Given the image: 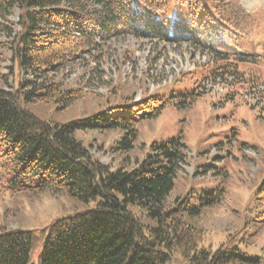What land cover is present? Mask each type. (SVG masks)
<instances>
[{"label": "trees", "instance_id": "16d2710c", "mask_svg": "<svg viewBox=\"0 0 264 264\" xmlns=\"http://www.w3.org/2000/svg\"><path fill=\"white\" fill-rule=\"evenodd\" d=\"M16 10L18 21L12 19ZM258 23L240 0H0V194L50 191L94 202L40 228L45 243L39 264H169L176 254L184 264H264V247L251 251L264 231V178L256 209L244 216L249 253L240 245L248 239L238 234L241 214L232 205L229 184L204 190L192 202L175 192L188 162L183 136L149 145L141 140L138 122L158 116L168 97L150 93L138 102L117 100L67 122L43 119L28 107L51 100L61 108L78 105L85 74L69 79L65 67L129 34L167 42L193 39L207 50L211 59L200 74H182L197 85L177 105L185 107L203 93L205 79L229 77L244 87L241 93H258L263 102L261 73L240 67L256 63L244 42ZM7 60L11 65L5 66ZM10 79L13 85L6 88ZM232 91L224 98H234ZM91 132L115 133L113 148L119 151L132 150L136 142L147 149L112 168L90 152L82 136ZM210 166H202V174ZM217 219L226 237L214 249L203 243ZM35 231L0 224V264H30Z\"/></svg>", "mask_w": 264, "mask_h": 264}, {"label": "rangeland", "instance_id": "374dc122", "mask_svg": "<svg viewBox=\"0 0 264 264\" xmlns=\"http://www.w3.org/2000/svg\"><path fill=\"white\" fill-rule=\"evenodd\" d=\"M240 2L247 13H255L259 18L253 35L244 42V48L256 54V63L247 62L240 67L247 72L251 69L258 71L264 78V0ZM12 19L18 21V10ZM180 19L185 21L183 23L189 21L186 16H180ZM210 57L207 50L193 39L167 42L159 38L124 35L106 42L93 58L90 54L86 55L88 61L80 60L65 67L64 72L70 74L69 79L85 74L84 96L77 101L78 105L61 108L60 103L51 100L30 102L28 107L43 119L67 122L100 111L107 103L117 100L132 97L134 102H138L150 93L168 97L167 105L158 116L138 122L141 140L149 145L152 141L167 140L180 134L183 136L188 162L179 171L175 192L196 202L198 193L220 183H228L232 205L241 214L238 234L246 235L248 239L247 243L240 245L250 253V226H242L245 214L250 215L249 209H256V192L264 178V101L258 103V93H241L244 87L232 84V77H229L225 81L205 79L202 81L203 93L185 107L177 105L183 98L181 95L192 96V90L197 85L194 77L182 80V74L186 71L200 74L197 70L209 62ZM4 64L11 65V61L7 60ZM7 71L3 69L2 72ZM20 76L22 78L23 74L20 73ZM12 85L13 80L10 79L5 87ZM237 89L240 90L237 92ZM260 89L264 90V82ZM231 90L235 97L225 99ZM82 137L91 144L88 148L92 155L112 168L133 162L147 149L136 142L135 148L130 151L116 150L113 148L116 134L112 132H91ZM206 164L212 166L208 167L207 174H202V166ZM87 205L93 206L94 202L85 204L68 194L50 191L0 194V224L36 229L30 264H39L45 243V234L40 228ZM219 226L218 222L216 228L209 229L204 246L215 249L223 241L226 235L218 230ZM262 247L264 231L251 251L259 253ZM169 264H184V258L176 254Z\"/></svg>", "mask_w": 264, "mask_h": 264}]
</instances>
